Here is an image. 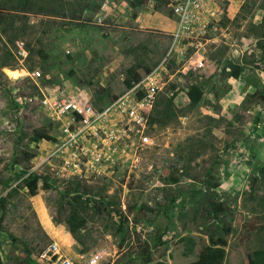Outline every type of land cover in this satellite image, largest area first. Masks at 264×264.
I'll return each instance as SVG.
<instances>
[{
    "label": "rangeland",
    "instance_id": "1",
    "mask_svg": "<svg viewBox=\"0 0 264 264\" xmlns=\"http://www.w3.org/2000/svg\"><path fill=\"white\" fill-rule=\"evenodd\" d=\"M168 3L0 0V264H43L52 240L72 256L97 251L102 264H186L209 235L226 239L222 264H264V0L219 1L203 33L172 51ZM7 51L15 60L3 66ZM154 71V108L173 110L165 125L116 113L95 134L71 135L45 103L84 91L100 110L126 78ZM194 83L203 95L191 105ZM30 172L41 175L35 194ZM74 203L83 245L63 220Z\"/></svg>",
    "mask_w": 264,
    "mask_h": 264
},
{
    "label": "built area",
    "instance_id": "2",
    "mask_svg": "<svg viewBox=\"0 0 264 264\" xmlns=\"http://www.w3.org/2000/svg\"><path fill=\"white\" fill-rule=\"evenodd\" d=\"M219 1L221 0H169L168 5L176 21V27L171 33L170 51L177 44L190 41L198 32L203 33L204 24L207 23L211 15L219 10ZM191 44L194 45V43ZM16 46L17 58L22 62L28 55V46L22 40L17 41ZM202 64L201 59L196 60L197 66ZM160 67L155 71H162L164 68L162 64ZM155 71L134 79L120 95L113 98L106 107L100 110L92 105L84 91L62 100L46 99L45 103L48 104L52 115L57 118L66 116V130L74 128L71 135L84 130L95 134L97 133L95 129L106 122L109 115L116 113L129 118L136 125L145 126L154 108L159 89V80L153 77ZM36 74L39 75V71H36ZM117 124L114 122V125ZM136 133H139L142 145L148 144L149 138L144 135V130L137 129ZM39 255L43 264H102L103 262V256L97 251L78 253L72 256L54 240L50 241Z\"/></svg>",
    "mask_w": 264,
    "mask_h": 264
},
{
    "label": "trees",
    "instance_id": "3",
    "mask_svg": "<svg viewBox=\"0 0 264 264\" xmlns=\"http://www.w3.org/2000/svg\"><path fill=\"white\" fill-rule=\"evenodd\" d=\"M145 0H129V4L133 9L140 8V6L144 3ZM168 1V0H167ZM228 21L229 19L226 18ZM10 42H13V39H9ZM39 54L42 55V51H38ZM8 56L2 63L3 66H10L13 63H11L13 60H15L14 56L11 54L10 51H7ZM231 66V75L237 76V74L240 71V68L238 65H234L232 63H229ZM146 71H149V69H146ZM132 77V76H131ZM132 79H136L135 76L132 77ZM126 86H129L131 84V79L126 78L125 79ZM188 98L190 99V104L195 105L197 104L202 95H203V89L200 85L194 83L189 86V90L187 92ZM264 99V96H263ZM153 114L150 116V122L151 123H159L162 125L167 124L172 119L171 113L172 111L169 110L168 112H163L162 108H157V106L153 109ZM156 114V115H154ZM37 137H33V141L36 142ZM33 153L29 154V148L26 147L21 151V154L24 156V160L29 161L31 157L35 154L36 150L31 149ZM26 172V170H25ZM41 178V175L38 173L30 172L28 175V178L25 182L26 187L29 189L31 194H35L36 190L38 188V181ZM44 185L48 186V183H46V179L44 181ZM218 183H215L214 186H216ZM78 202V201H77ZM213 209H217L219 211L223 210L222 204L217 203H211ZM79 203H74L73 207H68L69 209L66 210V216H64V222L67 226V230L72 235L73 239L76 240L77 243L80 245H83L85 243L82 235V229L85 228L87 219L81 215V210L79 208ZM6 208V203L4 202V198L0 197V218L2 212ZM63 212V211H61ZM60 212V213H61ZM228 228H225V232H228ZM210 244L205 245L198 257L186 264H222L224 257H225V249L224 246L226 245V239L223 237H216L214 238L212 235H209ZM248 264H260L255 262L250 255L247 257ZM147 264V263H144Z\"/></svg>",
    "mask_w": 264,
    "mask_h": 264
},
{
    "label": "bare ground",
    "instance_id": "4",
    "mask_svg": "<svg viewBox=\"0 0 264 264\" xmlns=\"http://www.w3.org/2000/svg\"><path fill=\"white\" fill-rule=\"evenodd\" d=\"M6 70V69H5ZM8 74H10V76H14L17 77L19 75H21L23 72H21L20 70H7ZM25 74V73H23Z\"/></svg>",
    "mask_w": 264,
    "mask_h": 264
},
{
    "label": "crops",
    "instance_id": "5",
    "mask_svg": "<svg viewBox=\"0 0 264 264\" xmlns=\"http://www.w3.org/2000/svg\"><path fill=\"white\" fill-rule=\"evenodd\" d=\"M173 23H174V27H173L171 33L174 31V29H175V27H176V21H175V18H173Z\"/></svg>",
    "mask_w": 264,
    "mask_h": 264
}]
</instances>
